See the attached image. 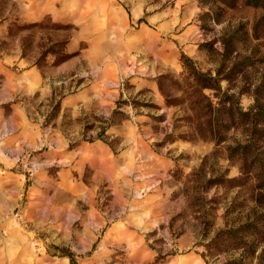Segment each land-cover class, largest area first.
I'll return each mask as SVG.
<instances>
[{"label":"rangeland","instance_id":"374dc122","mask_svg":"<svg viewBox=\"0 0 264 264\" xmlns=\"http://www.w3.org/2000/svg\"><path fill=\"white\" fill-rule=\"evenodd\" d=\"M263 12L0 0V264H70L64 250L79 264H207L206 244L264 191L263 126L231 117L264 105ZM183 52L221 71L231 102L189 77Z\"/></svg>","mask_w":264,"mask_h":264},{"label":"trees","instance_id":"16d2710c","mask_svg":"<svg viewBox=\"0 0 264 264\" xmlns=\"http://www.w3.org/2000/svg\"><path fill=\"white\" fill-rule=\"evenodd\" d=\"M247 2L250 5L261 7L264 10V0H247ZM139 21H142V19ZM30 26L35 25H24L23 28H28ZM54 26L56 25H53L52 27L54 28ZM262 26H264V12L255 24L254 28L256 34L259 33ZM12 27L13 24L10 26V31L12 30ZM20 28L22 29V27ZM228 43L229 40L226 39L224 41L225 51L227 50ZM51 50L52 49L47 52H51ZM226 53L227 51L225 52L224 56L226 55L227 58L228 55ZM182 62L184 68L186 71H188L189 77H192L194 80H196L197 84L202 90L206 88L213 89L216 96L220 97V102L230 101L234 96L235 92H230L229 90L223 89L221 83L222 74L220 70H218L216 75L211 72H204L200 70L195 65L193 59L184 52L182 53ZM246 68L247 67L243 66L242 70H246ZM161 77L163 81V78L165 79L167 76L162 75ZM225 78L229 77L226 76ZM160 88L167 96L165 93V88L163 87V82H161V78ZM244 90L245 89H242L241 92L244 93ZM204 96L210 100L208 95L205 94ZM209 108L211 109V112L214 111V108L217 110L216 118L218 127L222 121V118L220 117L221 108L214 107L211 100L209 101ZM231 117L232 120L240 119L245 123L254 122L259 124L263 126L264 131V105H260L259 102L252 105L248 110H245L240 105L238 112L235 111ZM213 118L211 116V119ZM209 132L211 133V137H216L217 134H220V131L218 129L215 130L214 128H212ZM256 202L258 203L256 206L258 209H255L253 214L248 216L247 220L239 225L227 226L220 229L206 244L208 253L204 252L202 255L205 258L207 264H264V191H260V193L257 195ZM64 252L69 257L70 264H79L77 255L75 253L70 250H64ZM234 252H238L239 256L229 257L220 263H211V260L208 258V256H210L212 259L219 254H228ZM159 257L160 258H158V260L165 258V256L162 254H160Z\"/></svg>","mask_w":264,"mask_h":264}]
</instances>
